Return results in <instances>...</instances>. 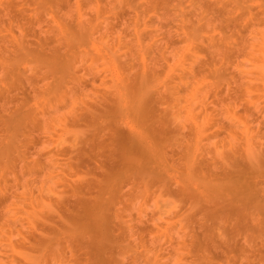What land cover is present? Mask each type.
I'll use <instances>...</instances> for the list:
<instances>
[{
	"label": "rangeland",
	"instance_id": "1",
	"mask_svg": "<svg viewBox=\"0 0 264 264\" xmlns=\"http://www.w3.org/2000/svg\"><path fill=\"white\" fill-rule=\"evenodd\" d=\"M0 264H264V0H0Z\"/></svg>",
	"mask_w": 264,
	"mask_h": 264
}]
</instances>
